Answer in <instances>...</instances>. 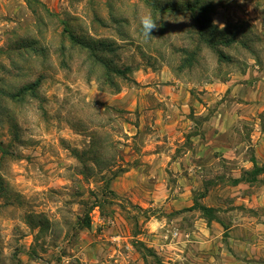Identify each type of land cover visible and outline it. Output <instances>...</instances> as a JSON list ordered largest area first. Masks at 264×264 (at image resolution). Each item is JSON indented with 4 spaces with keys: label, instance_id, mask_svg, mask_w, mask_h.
Segmentation results:
<instances>
[{
    "label": "rangeland",
    "instance_id": "374dc122",
    "mask_svg": "<svg viewBox=\"0 0 264 264\" xmlns=\"http://www.w3.org/2000/svg\"><path fill=\"white\" fill-rule=\"evenodd\" d=\"M252 10L264 19V0H0V264H187L182 243L170 248L166 226L148 221L192 223L186 209L208 182L230 208L243 170L224 159L175 168L194 142L168 138L160 72L191 81L177 70L204 61L225 77L235 65L215 64L237 56L233 42L261 47L242 14ZM194 122L184 136L202 135ZM252 130L230 134L247 157Z\"/></svg>",
    "mask_w": 264,
    "mask_h": 264
},
{
    "label": "crops",
    "instance_id": "0c3cea01",
    "mask_svg": "<svg viewBox=\"0 0 264 264\" xmlns=\"http://www.w3.org/2000/svg\"><path fill=\"white\" fill-rule=\"evenodd\" d=\"M250 13L252 15L242 14L250 25L262 32L259 34L261 47L252 38L245 44L233 42L231 45H235L233 50L238 52L237 56L229 57L228 64L221 60L215 64L220 72L227 70L231 63L235 65L225 77L213 75L209 62L204 61L200 65L194 62L193 66L197 67L192 70L188 66L177 70L179 73L186 69L191 71L194 74L191 81L175 76L169 69L160 72V84L167 87L169 82L171 90L169 97L161 99L168 107L167 111H162V123L167 125L170 134L168 138L172 143H183L187 138L194 142L192 148L182 152L183 156L174 158L175 168H193L196 160L204 164L207 160L212 163L219 159L239 160L243 171L252 170L254 163L264 166V19L255 15L254 10ZM215 24L222 29L227 21L225 24L215 21ZM194 119H200L198 128L202 135L184 136L183 127L191 129L192 124L196 125ZM244 122L253 123L250 141L253 150L249 157L246 156L248 147L244 149L243 143L232 145L230 139V134L237 133L236 128ZM177 148L175 146L171 152L175 153ZM233 180L239 182L231 186L236 193L229 198L230 208L222 206L227 197H210L212 191L207 187L214 183L208 182L205 192L197 199L201 206L213 209L211 219L193 208L194 198L193 205L186 209L198 214L192 223L155 220L154 224L150 220L147 224L158 233L164 232L156 226H166L168 246L177 248V244L182 243L187 264H264V172L254 183L242 180V173ZM214 186L217 189L221 184L218 182ZM180 191L181 188H177L174 193L178 199L182 196Z\"/></svg>",
    "mask_w": 264,
    "mask_h": 264
},
{
    "label": "trees",
    "instance_id": "16d2710c",
    "mask_svg": "<svg viewBox=\"0 0 264 264\" xmlns=\"http://www.w3.org/2000/svg\"><path fill=\"white\" fill-rule=\"evenodd\" d=\"M213 28H214L213 30L218 31V28H216V27H213ZM220 57H221V55H220ZM251 160L254 162L253 158H251ZM263 172H264V166L259 167L254 163V167L252 170H249V171L245 170L242 172V180H245V181L250 182V183H254L257 181V177L259 175H261ZM238 182H239V180H233L232 184H236ZM193 208L199 209L203 213L204 216L209 217L210 219L213 216V213H212L213 209L201 206L197 200L194 201V207ZM136 243L137 244L134 243V247H138L137 246L138 244L142 245V243H138V242H136ZM146 250H148V249H146Z\"/></svg>",
    "mask_w": 264,
    "mask_h": 264
},
{
    "label": "clouds",
    "instance_id": "9594fccd",
    "mask_svg": "<svg viewBox=\"0 0 264 264\" xmlns=\"http://www.w3.org/2000/svg\"><path fill=\"white\" fill-rule=\"evenodd\" d=\"M143 35L147 38L152 32L157 30L156 22L152 19L151 14H144L140 17Z\"/></svg>",
    "mask_w": 264,
    "mask_h": 264
}]
</instances>
